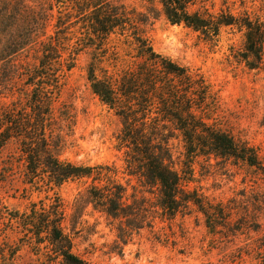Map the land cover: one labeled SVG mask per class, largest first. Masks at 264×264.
<instances>
[{
    "label": "clouds",
    "instance_id": "1",
    "mask_svg": "<svg viewBox=\"0 0 264 264\" xmlns=\"http://www.w3.org/2000/svg\"><path fill=\"white\" fill-rule=\"evenodd\" d=\"M104 3L105 32L64 33L51 0H21L22 17L0 0V65L47 68L50 102L74 81L47 144L0 120V264H226L248 243L239 225L264 231L260 208L244 222L264 207V0ZM138 62L153 87L125 96ZM219 208L240 219L210 223Z\"/></svg>",
    "mask_w": 264,
    "mask_h": 264
},
{
    "label": "trees",
    "instance_id": "2",
    "mask_svg": "<svg viewBox=\"0 0 264 264\" xmlns=\"http://www.w3.org/2000/svg\"><path fill=\"white\" fill-rule=\"evenodd\" d=\"M8 6L15 8L13 16L19 14L24 16V9L21 6V0L17 5L11 6V0H8ZM53 15H55V9L57 6L64 9V18L59 22L64 25L63 32L67 33L69 29L74 27L76 23L81 20H94L96 32H105L107 26L111 21V14L108 13V5L104 3V0H52L51 3ZM91 7L93 9L91 16H84L87 9ZM115 12V9L112 10ZM100 17H103L101 19ZM69 39L67 35L64 37ZM20 67H24L20 65ZM48 69L45 67L37 66L35 77L31 74V71L21 72L17 75V68L15 66L0 65V99H7L8 102H2L0 100V120L7 121V129L9 135L15 134L23 136V143L28 146L29 141L36 144L39 140H43L45 144L48 142V127L49 116L48 113L55 114L57 111V103L59 99H54L51 102L47 98L48 89L44 87L46 81L41 73H47ZM71 71V68L68 69ZM152 72L142 62H138L136 67L132 69L131 73L124 77V83L122 85L123 94L127 96L129 93L138 90V85L141 81L149 85V89L153 87ZM39 85V87H37ZM97 90L102 92L105 96L108 95L107 91L98 86ZM62 86L58 96H60ZM183 97H178L173 100L169 109L172 114L179 115L181 108V100ZM147 97L143 98L140 103V108H144V101ZM39 108V112L36 109ZM146 118V116L144 117ZM132 133L129 132V135ZM4 168L9 169L5 166ZM10 170V169H9ZM9 173V172H5ZM211 207V206H209ZM220 215L215 213L210 215V223H219L227 226L228 218L224 213L223 208L218 209ZM264 250V234L260 238V243L257 246L256 254L262 255V258H258V262H264V254L261 253Z\"/></svg>",
    "mask_w": 264,
    "mask_h": 264
},
{
    "label": "rangeland",
    "instance_id": "3",
    "mask_svg": "<svg viewBox=\"0 0 264 264\" xmlns=\"http://www.w3.org/2000/svg\"><path fill=\"white\" fill-rule=\"evenodd\" d=\"M19 1L20 0H11V6L17 5V3H19ZM51 3H52V0H51ZM73 88H74V81L71 78H69L67 81L64 82V84L62 86V91H61V94L59 96V100L57 103V110L62 109L64 107V98L65 97H68L69 99L71 98V93L73 91ZM0 100L2 102H8L7 99H0ZM21 163H22L21 161H19V160L17 161V165H19ZM17 165H13V167H15ZM4 167H5V165L3 164V162H0V188L5 187L7 185V183L9 182L8 173L4 174L3 171L9 172V171H11V169L9 168L10 169L9 170V169H6ZM241 178L245 179V184L247 186L248 178H244V177H241ZM259 179L260 178L257 177L258 181H259ZM247 208H248V213L244 217L245 224L248 223L247 216L251 215L253 213V211L255 210V208H260V211L257 212L256 214L264 217V207L260 206L258 198L255 202V205L253 204V202L250 201ZM224 213L226 214V216L228 218V224H227V226H225L226 228L235 225L236 221L238 219H240V217L237 214L233 213L231 210H228V211L224 210ZM216 231H217V233H219V230H216ZM238 231H239L240 236H244L248 240V243L245 246L237 249L236 253L233 254L235 256V258L227 260L226 264H264L263 260L258 262V258H262V255L256 254L257 246L260 243V238L264 234V231H261L259 233H256L255 235H253L251 232H249L247 230V228L244 227V225H239ZM233 235H235V234H233ZM213 239L218 240V239H221V237L219 236V234H217L215 237H213ZM261 253L264 254V250ZM248 257H253V259L249 260V259H247Z\"/></svg>",
    "mask_w": 264,
    "mask_h": 264
}]
</instances>
